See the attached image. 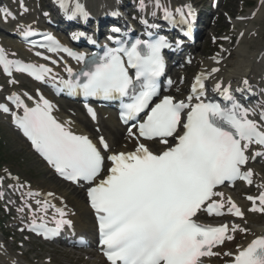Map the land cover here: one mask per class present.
Masks as SVG:
<instances>
[{
    "label": "snow or ice",
    "instance_id": "1",
    "mask_svg": "<svg viewBox=\"0 0 264 264\" xmlns=\"http://www.w3.org/2000/svg\"><path fill=\"white\" fill-rule=\"evenodd\" d=\"M15 2L19 15L29 11L23 0ZM55 2L69 20L88 17L78 2ZM144 8V0H140L139 10ZM154 8L171 24L187 25L189 31L196 18L190 6L173 12L154 0ZM16 19L11 10L0 8V23ZM140 22L148 29L157 28L147 20ZM17 31L32 47L65 53L81 68L74 72L65 65V79L44 64L9 59L0 48V67L5 74L10 76L13 70L26 73L35 81L51 83L53 88L85 100L119 101L120 119L129 125L127 136L136 142L131 151H112L103 136L99 145L93 143L73 131L72 121H59L53 115L55 106L39 91L38 100L24 94L32 107L16 92L4 97L8 104L0 103V113L10 115L12 124L56 174L73 184L88 185L86 194L97 220L99 246L109 264H212L213 258L222 264H264V235L246 246L237 244L235 249L225 250L235 240V233L247 230L235 222L213 226L200 221L202 214L242 220V209L219 188L237 181L252 185L254 172L247 165L264 159V102L249 105L234 94H251L247 79L242 81L244 88L235 90L231 84L217 81L212 90L220 99L215 101L208 97L205 83L219 71L213 68L195 77L183 99L173 95L161 98L160 78L165 74L162 50L171 47L164 37L150 35L149 39L130 41L110 35L108 40L115 47L105 45L102 55H85L65 47L49 33H37L32 25L18 24ZM111 32L120 34L121 29L113 27ZM36 35H42V42L30 40ZM81 37L85 33L72 35L74 40ZM179 44L177 41L176 46ZM35 55L53 65L58 63L41 52ZM172 83L167 82L169 87ZM156 98L158 102H154ZM85 107L95 120V112L87 104ZM144 141H158L165 147L154 152ZM106 160L107 174L100 178ZM257 187L261 189L258 196L246 197L252 205L249 211L264 213V183ZM24 196L17 212L30 214V230L37 235L50 239L73 226L65 209L51 202L55 193L29 190Z\"/></svg>",
    "mask_w": 264,
    "mask_h": 264
},
{
    "label": "rangeland",
    "instance_id": "2",
    "mask_svg": "<svg viewBox=\"0 0 264 264\" xmlns=\"http://www.w3.org/2000/svg\"><path fill=\"white\" fill-rule=\"evenodd\" d=\"M44 1L47 0L32 2V6L34 9L38 10L39 7H43ZM102 1L105 3L109 2V0ZM176 1L181 3V0ZM195 1L202 2V5L207 6L208 9L207 0ZM87 4L91 8L90 0H87ZM260 4L258 0H220L219 11L213 14L211 21L202 33L205 38L198 42L192 49L193 64L185 67L184 71H178L185 77L187 75H192L195 71L200 69V65L202 66L208 62L212 63L217 57V54L222 53L221 55L226 54L227 56L229 53L230 55H228V58H224V68H222L227 71V66L230 64L234 65L237 60L235 52L237 51L238 45L234 44V37L237 32L244 28V31H246L248 28V37L250 40L248 39L249 42L245 44L244 50L247 52L248 56L258 55L259 69L254 71V80L258 81L261 79L264 71V58L260 57V53L264 52V14H262L259 20L255 18L258 21L254 19L248 20V14L254 11ZM262 5L264 8V1ZM263 8L262 10L264 11ZM5 41H9V38H6ZM226 49H228V53L223 52ZM84 127H86V125ZM112 134L113 136L116 135L113 132ZM119 137L120 135L117 134L115 139ZM254 166L264 179V163H258ZM9 175H12L13 178H17L18 182L22 185L28 184L31 188L47 192L51 191L56 193L57 196H61L64 198L63 202L68 205L66 208H69L73 215L87 222L85 220V214L87 213L81 214V212L83 213V211H85L84 199L81 192L77 189L69 188L53 178L42 164L30 153L22 140L16 134L12 133L6 127L4 120L0 118V177L9 180ZM237 191L241 192L243 195L257 193L255 186H251L246 190L237 189ZM9 202L11 203L12 201L9 200ZM79 214L81 215L78 216ZM3 216H0V241H2L4 246L9 250L11 258L18 260L21 264H90L88 260H90L89 257L91 258V255H89L88 252L71 251L64 247L57 246L56 244L40 243L26 236L24 233H16L15 227H12L14 216L10 215V219L8 216L7 222L4 219L6 216ZM258 218L259 220L264 219L263 216H258ZM241 235L243 234L241 233ZM46 260L49 262L47 263ZM96 264L103 263L96 262Z\"/></svg>",
    "mask_w": 264,
    "mask_h": 264
},
{
    "label": "bare ground",
    "instance_id": "3",
    "mask_svg": "<svg viewBox=\"0 0 264 264\" xmlns=\"http://www.w3.org/2000/svg\"><path fill=\"white\" fill-rule=\"evenodd\" d=\"M90 2L91 3L94 2L93 5H95V8H99V7L102 8L103 7V5L101 4V2H102L101 0H90ZM160 2L162 5L168 6L171 9H172V7H175L179 4L178 1H176V0H174L172 2L170 0H160ZM144 3L148 7V14H152L153 11L156 12L155 16L162 14V12L160 10H157L154 8V0H144ZM106 7H108V6H106ZM152 8L154 9L153 11H152ZM262 8H263V5L258 6L256 8V14H255L254 20H256V19L259 20V18L262 16V14H264V11L262 10ZM28 17L35 19L36 18V12H34L33 9H29V11L26 13V15H22V16L18 15L19 20H24ZM258 20H256V21H258ZM14 27H15V25L12 26V28H14ZM248 32H249V29L247 28L245 33H244V38H242V42L237 46L238 48H237V51L235 52V55H237V60L235 61L234 65L230 64L229 66H227V68H228V69L226 68L227 71L222 69V65L217 66V65H215V63H209L208 62L207 64L202 65L205 68L204 69L205 74L210 72L211 69H213V68L219 69L216 76H214V77L212 76V79H214V80L211 83V85L216 83L217 81H220L225 86L231 84L232 89L235 90L238 87L239 88L244 87V85L242 84V81L244 79H247L249 81V83H251V81H253L254 71L256 69H259V59H258L257 54H255V56H248L247 52L244 50V47L246 46L245 44H247L250 40V38L248 37L249 36ZM3 46L6 49V51L8 52V54L11 56H19L21 54H25V51L20 46L16 45L15 43H4ZM177 88H179L180 91H177ZM182 89H183V84L179 87L174 86L173 91H171L172 92L171 94L174 96L180 95L182 93ZM260 96H261V99H263V101H264V87H263V94H260ZM63 109L64 108L60 107L59 111L57 112V117L61 122L66 121V120L72 121V129L77 134H83V133H85V131L89 132L90 123H88L85 120V118L82 117V119H81L79 116H76L75 118H71L70 116H68L67 113H64L65 110H63ZM1 116L4 117L3 115H1ZM100 119L103 121L106 120V122H107L105 124L103 121H101L102 122L101 125H102V128H103L105 134L107 135L106 137H107V141H108V144L110 146V149L120 151L125 147L126 144H131L130 140L125 138V137L123 138L118 130H117L118 132L116 131L117 133H114L112 131L114 134H116L115 136H113V134L110 133L108 129L104 128V125H110L111 123H113L114 118H113L112 113L101 112L99 115V120ZM84 121H86V122H84ZM77 122H78V124H77ZM85 123L87 124L86 127H81V125L85 126L84 125ZM117 134L120 135V137L115 139ZM256 169L257 168L252 169L254 172L253 180L255 179V181H257V178L260 175V174H258ZM259 177H260V179H262V181L259 182V184L264 183L263 177L261 175ZM220 191H223L226 196H231L233 198L234 202H236L237 205L243 210L246 203H245V201H242L241 194L239 195L238 193L230 192V191H224V190H220ZM260 191H261V189H260ZM258 194L256 196H258ZM81 214H85V211H83V213L81 212ZM81 214H79L78 216H80ZM85 217H84V219H85ZM244 219H247V221H244V220L235 221V223L239 224L241 227L245 226L246 228H248L246 226V222L250 223L251 227L248 229V232L246 233L245 236H242V237H240L239 233H235L234 234L235 240L233 242H229L227 244V248L225 250L235 249L237 244H239L241 246H246L253 238L264 235V220L261 221V220L255 219V218H249L248 216H244ZM85 220L87 221L86 224H89V225L91 224L90 219H88L86 217ZM72 221H74L75 229L78 232H81V233L86 232V229L83 228L84 223L82 222L83 221L82 219H80L79 217L76 216L74 218V220H72ZM227 221H228V219L226 220V222ZM8 253H9L8 251H3V252L0 251V264H14L13 263L14 260L11 259V256ZM91 258L92 259L90 260V264H96V262H100V259H101L100 257H98L95 254V252H93V254L91 255ZM225 259H227V258H225ZM15 264H18V263L16 262ZM212 264H222V261L214 258L212 260Z\"/></svg>",
    "mask_w": 264,
    "mask_h": 264
}]
</instances>
